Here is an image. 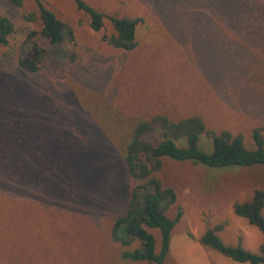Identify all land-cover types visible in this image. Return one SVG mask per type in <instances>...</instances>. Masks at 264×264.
<instances>
[{
  "label": "rangeland",
  "instance_id": "obj_1",
  "mask_svg": "<svg viewBox=\"0 0 264 264\" xmlns=\"http://www.w3.org/2000/svg\"><path fill=\"white\" fill-rule=\"evenodd\" d=\"M41 1L73 40L67 34L52 46L39 20L23 18L37 11L35 0L21 8L0 0L15 29L0 45V264H154L124 259L139 242L113 237L138 183L126 170V144L138 122L161 115L199 117L255 147L253 131L264 129V0H83L107 17L141 20L138 46L126 51L108 42L115 30L107 19L95 32L73 0ZM35 41L47 55L30 74L19 62ZM198 146L211 152L208 135ZM155 176L177 195L165 213H183L174 247L186 232L223 222L226 244L262 233L232 204L264 189V167L214 169L164 157ZM150 230L159 253L160 230ZM175 260L171 253L164 263Z\"/></svg>",
  "mask_w": 264,
  "mask_h": 264
},
{
  "label": "trees",
  "instance_id": "obj_2",
  "mask_svg": "<svg viewBox=\"0 0 264 264\" xmlns=\"http://www.w3.org/2000/svg\"><path fill=\"white\" fill-rule=\"evenodd\" d=\"M14 8H21L24 0H8ZM76 9L89 18V27L95 32L104 29V19L114 27L115 35L108 42L117 49L132 50L138 46L137 25L140 19L130 17L105 16L91 8L83 0H73ZM36 12L23 15L28 22L40 21L41 36L50 45H62L67 34L73 31L66 23L59 20L41 0H35ZM15 33L14 24L0 9V45L9 44ZM34 32L30 39L34 38ZM70 38V37H69ZM106 39V38H105ZM32 43V42H31ZM47 51L33 42L31 54L19 62L22 70L35 74L41 69ZM208 135L211 141V152L198 146L199 138ZM252 141L255 147L248 150L243 144V135L233 136L230 131L220 134L209 130L203 119L190 116L178 122L166 116H155L150 121H140L134 127L126 144L125 162L127 173L138 182L129 191V197L122 215L113 224V237L122 245L128 246L135 240L139 245L126 249L122 257L131 261H146L154 264H165L164 260L170 249V240L174 227L181 220L183 213L179 208L175 217H170L165 210L175 202L177 195L171 187L164 186L155 174L162 169V158L167 157L178 162H194L208 168L225 169L231 167H264V129L256 127ZM183 142V146L177 145ZM233 212L255 224L264 235V189L256 188L250 200L235 201ZM225 222L208 228L199 241L235 262L264 264V242L258 252L247 249L242 239L235 245L226 244L218 232L225 227ZM160 230L162 246L156 252V238L150 229ZM192 237L194 234L189 233Z\"/></svg>",
  "mask_w": 264,
  "mask_h": 264
},
{
  "label": "crops",
  "instance_id": "obj_3",
  "mask_svg": "<svg viewBox=\"0 0 264 264\" xmlns=\"http://www.w3.org/2000/svg\"><path fill=\"white\" fill-rule=\"evenodd\" d=\"M231 218H236V217L232 215ZM223 230L226 229L224 228ZM193 234L194 235L191 237L186 232L184 241L179 247L173 246V237L171 235L170 249L165 260L167 259L169 254L173 253L174 257L176 258L175 262L177 264H223V263L233 264L234 263V261L230 260L229 257L223 255L222 253L216 251L215 249L209 246L203 245L199 241L202 234L194 233V232ZM256 236L257 237L253 240H250L251 242H249L248 244L242 242L247 249L254 252L255 251L258 252L260 245L264 242L263 233L258 232ZM211 249H213L216 253H213ZM226 261H228V263ZM240 264H249V263H240Z\"/></svg>",
  "mask_w": 264,
  "mask_h": 264
}]
</instances>
